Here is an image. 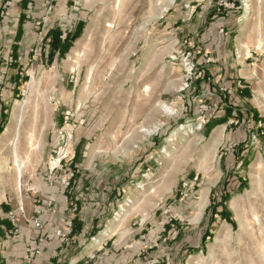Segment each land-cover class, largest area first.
<instances>
[{"label": "rangeland", "instance_id": "1", "mask_svg": "<svg viewBox=\"0 0 264 264\" xmlns=\"http://www.w3.org/2000/svg\"><path fill=\"white\" fill-rule=\"evenodd\" d=\"M90 1L0 0V264H264V0Z\"/></svg>", "mask_w": 264, "mask_h": 264}, {"label": "crops", "instance_id": "2", "mask_svg": "<svg viewBox=\"0 0 264 264\" xmlns=\"http://www.w3.org/2000/svg\"><path fill=\"white\" fill-rule=\"evenodd\" d=\"M71 1L72 0H58L59 8H58V11L53 15V19L58 21L57 23H60L59 24L60 29L66 27V28H69L70 32H74L76 30L78 22L81 20H85V17H84V13L82 11L81 12L76 11L77 9H75V7ZM73 1L75 2V4L78 2H82L83 5L86 3H88L89 6L92 5V1H90V0H73ZM49 27L50 28L54 27V24H51ZM107 186L108 185H106V187H105L106 190L101 191L99 195L105 196L107 194V190H108ZM92 204H95V206H97V207L101 206V202L95 201ZM88 227H89L88 223L84 224V228L82 229V233L80 235L86 234L87 231L85 229ZM49 249L50 248H47L46 251L48 252ZM116 250H117L116 248L110 250V253H107L109 255L107 257H104L105 261L103 260L102 263H97V261H93V263H91V264H106V262H107V264H110V263L113 264L114 261H111V259L114 258V259L119 260V256H120V252L116 251ZM49 253H47V255Z\"/></svg>", "mask_w": 264, "mask_h": 264}, {"label": "bare ground", "instance_id": "3", "mask_svg": "<svg viewBox=\"0 0 264 264\" xmlns=\"http://www.w3.org/2000/svg\"><path fill=\"white\" fill-rule=\"evenodd\" d=\"M90 31H91V29H89L86 33H85V35H84V37L82 38V40H81V42H80V45L82 46H84L85 44H86V42H88V40H89V38H90ZM77 51V50H76ZM21 107H22V104H21ZM21 107H19V106H14V108H13V110H12V113H11V117H10V121H9V123L7 124V126H6V128H5V130H4V132L2 133V136H1V138H0V149H2L1 151H3V150H5V151H10V138L12 137V135L16 132V130H17V128H18V126H19V124H20V120H21V116L20 115H18V110L20 109V110H23V109H21ZM19 108V109H18ZM23 108V107H22ZM24 109H25V107H24ZM21 113H23V112H21ZM41 127V126H40ZM41 129H43V127H41ZM40 134V133H39ZM218 135H219V132H218V130L216 131V133L214 134V136H213V139L211 140V143H210V146H212V145H214V142L216 141V140H218L217 139V137H218ZM175 139V138H174ZM208 150V149H207ZM16 154V153H15ZM186 154V153H185ZM16 158H17V156H16ZM15 161L17 162L18 160L17 159H15ZM18 163H16V165H17ZM255 166V165H254ZM258 166V165H257ZM21 175H22V170H21V166L20 165H18V167H17V181H19V179H20V177H21ZM170 181V180H169ZM236 202V201H235ZM98 241V240H97Z\"/></svg>", "mask_w": 264, "mask_h": 264}, {"label": "trees", "instance_id": "4", "mask_svg": "<svg viewBox=\"0 0 264 264\" xmlns=\"http://www.w3.org/2000/svg\"><path fill=\"white\" fill-rule=\"evenodd\" d=\"M27 1L28 0H21V5L22 6H26L27 5ZM25 19V14L24 13H21L20 15V18H19V26H18V30H17V35H16V38H20L21 35L23 34V21ZM60 30L59 29H54L53 27L48 29V31L46 32V35H45V39L47 38H50V52H49V59L51 60L54 55H55V52L60 50V51H66L71 43L69 42V40L71 39H65L64 41L61 40V37H60ZM78 32L77 30L74 32L73 34V37L75 38L77 36ZM14 50L16 51L17 50V45L14 46ZM3 120V118H2ZM2 121H0V130L1 128H3V122L1 123ZM212 126V125H211ZM231 193L229 192H225V195H223V200L224 202L230 197Z\"/></svg>", "mask_w": 264, "mask_h": 264}, {"label": "built area", "instance_id": "5", "mask_svg": "<svg viewBox=\"0 0 264 264\" xmlns=\"http://www.w3.org/2000/svg\"><path fill=\"white\" fill-rule=\"evenodd\" d=\"M49 2H51V1H48V3H49ZM52 7H53V6H52L51 4H49V5H48V11H50V10L52 9ZM35 224H36L37 226H41V225H42L41 222L38 221V220H35ZM62 233H63V232H62L61 230L57 232L58 235H62ZM35 248H37V247H35ZM35 248H32V250H31V252H30V256L35 255L36 252H40L39 249L36 250Z\"/></svg>", "mask_w": 264, "mask_h": 264}]
</instances>
